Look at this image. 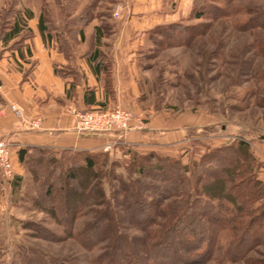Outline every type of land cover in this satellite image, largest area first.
<instances>
[{
  "label": "rangeland",
  "instance_id": "rangeland-1",
  "mask_svg": "<svg viewBox=\"0 0 264 264\" xmlns=\"http://www.w3.org/2000/svg\"><path fill=\"white\" fill-rule=\"evenodd\" d=\"M121 4L120 0H0V58L3 56L1 48L5 46L2 34L12 24L16 11L25 9L35 16L42 14L46 23L62 26L67 17L83 12L87 7L93 6L96 14L108 16ZM229 7L239 9L240 13L225 22L212 23L210 18L195 21L190 19L191 10L187 16L179 12L174 20L163 26V31L159 30L162 35L149 34L141 43L138 42L140 46L132 68L137 93L133 96L135 106L132 107L138 122H144L155 114L167 117L191 114L196 115L198 124H207L206 127L190 128L186 143L177 147L175 152L160 154L150 151L147 154L168 156L190 166L203 154L217 147L236 145L241 139L249 142L260 165L257 178L264 183V52L258 50V43L264 41V30L240 33L233 27L250 17L246 9L264 11V0H235ZM207 22L211 23L212 29L203 37L193 38L190 42L185 40L181 27L194 26L202 31L206 30L204 25ZM61 34L64 35L63 32ZM23 35V41L32 37L26 28H23ZM55 40L59 42L57 36ZM14 43L10 42L9 47L13 48ZM16 47L19 49L20 45ZM129 62L132 67L134 61ZM11 108L21 124L37 123L41 127L40 119L27 117L21 109ZM117 108H103L101 111ZM1 111L3 106L0 102ZM88 111H100V108ZM105 134L118 136L116 133ZM0 142H4L11 153L12 143L7 139H0ZM105 147L97 153L96 169L100 175L95 181L89 180L88 175L81 178L87 183L82 189L83 194L72 196L74 200L68 203L71 207L84 199L82 206H85L89 200L86 193L91 195L94 191L90 190L91 185L94 182L100 184L105 198L100 208L108 210L110 221L105 238L91 248L93 240L89 239L88 233L93 228L94 213L80 216L68 226L67 218H58L56 213L47 211L50 205L42 197V181L46 177L53 184L52 205L62 203L58 173L71 166L82 165L84 152L64 153L49 148L41 155L33 151L31 162L20 165L18 160L15 163L11 160L10 176L7 177L0 169V264H11L22 248L39 250L54 259H69L72 264H96L117 234L129 240L139 259H145L148 237L130 219L123 185L138 177L131 169L132 158L147 154H138L132 149L126 150V156L119 150L110 154L115 146L109 144ZM36 159L38 162L35 164ZM16 176L20 179L13 189L12 181ZM6 208H10L9 211L6 212ZM155 220L163 223L162 217ZM228 243L223 234L212 259L206 264H248L249 261L264 264V246L250 252L246 260L231 262L224 255ZM118 250H114V258L119 264H128L125 253Z\"/></svg>",
  "mask_w": 264,
  "mask_h": 264
},
{
  "label": "trees",
  "instance_id": "trees-1",
  "mask_svg": "<svg viewBox=\"0 0 264 264\" xmlns=\"http://www.w3.org/2000/svg\"><path fill=\"white\" fill-rule=\"evenodd\" d=\"M234 1L193 0L190 19L201 21L210 18L212 23L229 21L240 13L239 9L229 7ZM91 11L92 6L82 12L81 22H87L86 17ZM245 11L250 17L242 23H235L234 29L240 33L264 30V11ZM32 18L29 10L16 11L12 24L2 34V43L7 46L15 42L13 48L21 46L25 40L23 28L32 33L27 24ZM52 28V24L46 23L43 15L39 14L37 29L42 38L45 34L49 37ZM204 28L206 30L200 31L194 26L181 27V31L186 35L185 40L190 42L211 30V23H205ZM163 29L157 28L152 36L162 35L159 30ZM258 50L264 52V41L258 43ZM47 149L21 147L16 153L17 160L23 165L31 162V152L43 155ZM97 157V154L85 153L82 165H74L58 173L61 182L58 188L63 194L59 206L52 205L53 184L46 177L42 181V197L50 205L47 211L56 213L58 218H67L68 226L76 218L94 213L93 228L88 233L89 239L93 240L90 248L105 238L110 221L108 210L100 208L105 203L102 188L94 182L101 173L96 169ZM37 162L38 159L35 164ZM259 168L249 142L241 139L236 145L217 147L203 154L190 166L168 156H134L131 169L138 177L123 185L126 190L124 201L133 224L148 237L146 257L139 259L129 240L117 234L96 264H119L114 258L116 248L125 253L128 264H206L212 259L223 234L229 240L225 259L231 262L246 260L250 252L264 246V183L257 178ZM85 175L94 180L90 189L94 190L93 193H86L88 204L82 206L84 199H81L80 203L69 207V201L74 200L72 196L83 194L82 189L87 183L81 178ZM15 178L13 189L20 179ZM156 217H162L163 223H157ZM18 254L11 264H72L69 259H54L32 248H22Z\"/></svg>",
  "mask_w": 264,
  "mask_h": 264
},
{
  "label": "crops",
  "instance_id": "crops-1",
  "mask_svg": "<svg viewBox=\"0 0 264 264\" xmlns=\"http://www.w3.org/2000/svg\"><path fill=\"white\" fill-rule=\"evenodd\" d=\"M120 2L126 6L120 19H114L112 13L105 16L92 10L87 22H81L84 14L80 12L67 17L62 26L51 22L50 36L45 34L44 38L37 29L39 14L32 13L33 18L27 22L32 37L19 49L9 45L1 48L0 139L12 143L10 155L14 163L21 147L97 154L113 144L110 154L119 150L126 156L128 149L142 155L150 151L173 153L186 143L190 128L207 126L198 124L196 115L155 114L123 138L73 131V111L117 106L135 113L132 100L137 90L132 68L139 43L174 20L177 13L187 16L193 0ZM129 61H134L132 67ZM11 107L21 109L27 117L40 119L41 129L24 128Z\"/></svg>",
  "mask_w": 264,
  "mask_h": 264
},
{
  "label": "built area",
  "instance_id": "built-area-1",
  "mask_svg": "<svg viewBox=\"0 0 264 264\" xmlns=\"http://www.w3.org/2000/svg\"><path fill=\"white\" fill-rule=\"evenodd\" d=\"M124 9H126L125 5H117L112 12V17L120 19L122 13L126 11ZM73 115L75 118L73 131L76 133H116L121 138L129 131L140 126V122H138L132 110L127 108L119 107L112 111H73ZM26 125L29 126L27 129L40 130L37 123ZM26 125L22 123L24 128ZM107 149L108 147H105V150ZM10 157V152L4 146V142H0V169L7 177L11 174Z\"/></svg>",
  "mask_w": 264,
  "mask_h": 264
}]
</instances>
